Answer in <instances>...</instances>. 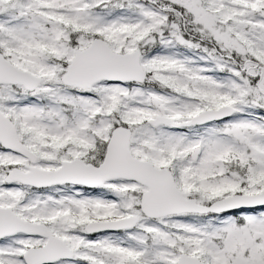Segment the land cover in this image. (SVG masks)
<instances>
[{
	"label": "rangeland",
	"instance_id": "obj_1",
	"mask_svg": "<svg viewBox=\"0 0 264 264\" xmlns=\"http://www.w3.org/2000/svg\"><path fill=\"white\" fill-rule=\"evenodd\" d=\"M123 1L0 0V5L10 6L9 12L0 11L1 49L16 65L44 74L48 80L30 94L0 86V98L8 102L3 104L4 112L38 155L34 166L56 169L62 161L75 158L98 165L114 124L125 123L136 129L134 155L172 170L186 196L207 201L214 196L263 191L264 94L257 87L264 83L257 79L247 87L241 81L247 80V71L234 67L230 57L244 62L255 56V63H264V0H170L186 6L197 16L196 23L202 20L204 40L209 35L223 40L221 48L228 54L221 57L207 48L193 53L188 44L187 49L175 50L174 43L168 46L171 36L166 38L163 31L154 30L158 20L161 25L165 20L162 12L142 7L134 17ZM57 22H71L75 29L100 36L117 51L154 46L155 38H160L162 50L152 47L143 65L152 72V81L161 82L157 84L163 85L159 88L164 93L101 84L93 97L63 83V63L50 64L43 57L44 52L68 61L73 56V50L57 40L62 35ZM75 43L83 46L88 42L79 37ZM227 83L234 90L229 100L234 101L239 115L225 124L183 133L146 123L161 107L168 116L184 120L199 110L221 105L228 99L223 88ZM140 116L144 120L139 122ZM235 130L241 133L239 138L234 137ZM197 147L201 152L193 160L191 154ZM23 163L29 162L0 150V181L5 166L23 167ZM143 191L131 181L107 183L92 193L68 185L37 190L0 182V192L9 194V204L22 219L46 225L74 251V259L54 264H177L183 253L199 257L205 264H264V211L150 219L140 210ZM134 215L140 216V222L129 232L87 235L84 231L91 222ZM45 244L46 239L38 236L4 239L0 264H25L26 250Z\"/></svg>",
	"mask_w": 264,
	"mask_h": 264
},
{
	"label": "water",
	"instance_id": "obj_2",
	"mask_svg": "<svg viewBox=\"0 0 264 264\" xmlns=\"http://www.w3.org/2000/svg\"><path fill=\"white\" fill-rule=\"evenodd\" d=\"M145 72L140 66V53L116 54L103 42L95 41L86 50L78 52L76 59L69 67V79L91 86L100 79H109L116 82L143 81ZM23 82L29 88L34 89L40 79H32L28 74L18 71L0 55V82ZM156 123V122H155ZM117 130L109 143L108 154L105 163L96 168L78 165L71 170L69 178L65 171L48 172L50 180L46 185L56 183H83L90 186L100 185L110 178L134 179L149 187L142 199V209L151 217H159L180 212H220L238 205L259 206L264 205V192L250 197H234L219 201L210 207L200 206L195 199H186L177 189L174 178L166 169L158 170L149 162L139 161L134 158L129 150V133ZM0 139L6 146L19 151H25L17 140L13 125L0 114ZM11 179H20L27 183L32 180L23 179L16 172L10 175ZM84 180V181H83ZM138 218L128 221L132 226ZM122 225L123 223H119ZM116 224V227L119 226ZM108 225V224H104ZM179 264H202L197 258L183 255Z\"/></svg>",
	"mask_w": 264,
	"mask_h": 264
},
{
	"label": "flooded vegetation",
	"instance_id": "obj_3",
	"mask_svg": "<svg viewBox=\"0 0 264 264\" xmlns=\"http://www.w3.org/2000/svg\"><path fill=\"white\" fill-rule=\"evenodd\" d=\"M188 26H190V24L187 25L186 21H184V23H183V29H184L185 31H187Z\"/></svg>",
	"mask_w": 264,
	"mask_h": 264
}]
</instances>
